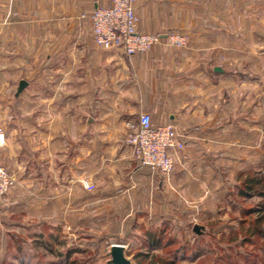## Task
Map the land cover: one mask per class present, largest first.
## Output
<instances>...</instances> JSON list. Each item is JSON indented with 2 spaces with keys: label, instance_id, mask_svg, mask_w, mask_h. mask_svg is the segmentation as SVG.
I'll return each instance as SVG.
<instances>
[{
  "label": "crops",
  "instance_id": "crops-1",
  "mask_svg": "<svg viewBox=\"0 0 264 264\" xmlns=\"http://www.w3.org/2000/svg\"><path fill=\"white\" fill-rule=\"evenodd\" d=\"M250 1L136 0L139 32L179 31L188 41L176 48L162 40L127 55L97 46L81 17L110 0H0L5 24L28 31L32 42L29 81L11 104L7 87L0 90V109L10 107L16 118L0 162L30 170L42 218L114 238L145 219L183 225L210 215L223 179L264 155V91H241L244 83L264 84L263 1ZM141 112L182 135L185 147L173 152L168 175L140 165L126 142L128 123ZM17 177L20 183L23 174ZM13 193L6 197L12 205Z\"/></svg>",
  "mask_w": 264,
  "mask_h": 264
},
{
  "label": "rangeland",
  "instance_id": "rangeland-1",
  "mask_svg": "<svg viewBox=\"0 0 264 264\" xmlns=\"http://www.w3.org/2000/svg\"><path fill=\"white\" fill-rule=\"evenodd\" d=\"M262 1V11L258 9L257 14L264 23ZM5 21V17L0 16V90L7 87L11 104L18 81L28 80L31 75L32 42L31 33L17 31L14 23L5 24ZM217 36L216 39H222V35ZM262 76L264 78V72ZM241 87L238 85L233 91L237 93L240 88L253 91L256 87L264 91V84L254 81ZM3 97L0 96V105ZM10 109H0L3 133L0 144H4L5 129L16 135V130L10 129V124L16 120ZM233 113L235 119L243 116L239 111ZM29 116L30 112L25 114V124ZM21 131L28 134L30 128ZM0 165L15 177L13 185L0 195V264H108L112 243L124 245V254L133 264H264V214L252 210L260 199L255 195L241 197L233 192L230 199L215 206L211 203L212 215L186 217L183 225L170 222L151 226L145 219L134 231L121 232L111 238L96 230H70L62 223L49 224L39 213L42 209L35 200L38 194L32 192L30 170L20 168L17 173L1 162ZM18 174H23L20 183L16 180ZM9 192H14L17 204L6 200ZM207 201L208 198L202 200ZM194 224L204 228L195 233ZM48 233L55 237H49ZM155 235H160L161 239L159 245L152 246L150 237L155 238Z\"/></svg>",
  "mask_w": 264,
  "mask_h": 264
},
{
  "label": "built area",
  "instance_id": "built-area-1",
  "mask_svg": "<svg viewBox=\"0 0 264 264\" xmlns=\"http://www.w3.org/2000/svg\"><path fill=\"white\" fill-rule=\"evenodd\" d=\"M136 0H110L109 5L94 7L81 17L90 21L94 42L103 49L120 47L127 55L151 50L162 40L170 47L187 45L188 35L184 32L169 31L146 33L137 30L139 17L135 12ZM3 139V133L0 131ZM181 133L172 123L153 125L147 112H141L138 121L128 123L126 142L130 145L134 158L140 165L147 166L155 173L170 174L174 168L173 152L185 147ZM14 175L0 165V195L13 185ZM81 183L84 188L93 185L86 179Z\"/></svg>",
  "mask_w": 264,
  "mask_h": 264
},
{
  "label": "trees",
  "instance_id": "trees-1",
  "mask_svg": "<svg viewBox=\"0 0 264 264\" xmlns=\"http://www.w3.org/2000/svg\"><path fill=\"white\" fill-rule=\"evenodd\" d=\"M223 183V186L225 187L223 188V190H221L222 196L216 202V204H219L221 201L227 200L228 198L230 199V195H232L233 192L235 193V195L237 194L241 197H249L251 195H255L260 199L252 207V210L264 214V155L263 158L259 159L256 164L254 163L244 165V168L239 170L233 176L231 181H228L227 178L223 179ZM209 214L212 215L213 212L211 211ZM260 218L262 217L260 216ZM50 236L52 238L55 237V235L53 237V234H49V237ZM160 239V235H155V238L150 237L151 241L149 242L152 246L159 245Z\"/></svg>",
  "mask_w": 264,
  "mask_h": 264
},
{
  "label": "water",
  "instance_id": "water-1",
  "mask_svg": "<svg viewBox=\"0 0 264 264\" xmlns=\"http://www.w3.org/2000/svg\"><path fill=\"white\" fill-rule=\"evenodd\" d=\"M215 70H221L220 67L216 66L214 68ZM27 84V81L25 79H20L18 81V85L15 91V97L18 96V94L22 91V89ZM204 228L203 225L200 224H194L193 225V231L195 233L201 232V229ZM110 259H108V263L111 264H133V262L127 258L124 254V245L120 243H112L109 250Z\"/></svg>",
  "mask_w": 264,
  "mask_h": 264
}]
</instances>
